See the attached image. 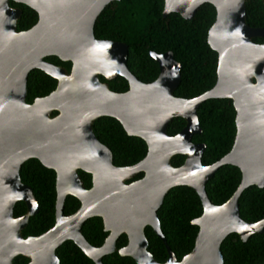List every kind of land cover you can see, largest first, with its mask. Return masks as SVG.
<instances>
[{"label": "water", "instance_id": "obj_1", "mask_svg": "<svg viewBox=\"0 0 264 264\" xmlns=\"http://www.w3.org/2000/svg\"><path fill=\"white\" fill-rule=\"evenodd\" d=\"M13 1L32 8L38 19L17 31L22 10L0 0V264H13L17 255L29 258L27 264H59L55 250L65 240L74 241L95 264H103V255L117 250L122 233L127 243L118 253L136 264H223L219 245L228 234L234 232L244 242L264 232V218L244 221L238 208L245 188L264 187V42L253 40L262 37L264 29L247 23L245 0H164L163 16L177 12L189 20L205 2L216 10L207 41L217 53V78L210 89L193 98L174 94L181 64L171 50L149 51L159 72L153 81L143 82L128 69L125 42L95 37L96 18L113 0ZM50 55L70 61V69L44 59ZM34 68L57 84L49 94L28 103L27 77ZM99 75L107 80L122 76L128 89L113 91ZM209 98L232 100L236 133L225 155L204 164L206 144L191 138L202 132L197 109ZM100 116L117 119L128 135L142 138L145 156L129 166L114 165L111 149L93 130ZM174 117H182L185 125L170 135L167 125ZM176 154L185 156L179 166L171 164ZM29 158L55 171V222L38 236L24 237L29 216L39 209L32 188L20 179V167ZM224 164L237 166L241 180L231 197L216 205L205 184ZM78 169L91 174L89 188ZM139 172L141 178L126 182ZM178 185L193 188L203 208L191 221L198 227L194 246L181 260L164 240L157 216L165 194ZM67 195L80 205L64 215ZM17 201L26 207L15 217L12 207ZM93 216L102 218L108 232L98 247L81 232L83 222ZM145 226L163 241L168 253L164 263L147 250Z\"/></svg>", "mask_w": 264, "mask_h": 264}, {"label": "trees", "instance_id": "obj_2", "mask_svg": "<svg viewBox=\"0 0 264 264\" xmlns=\"http://www.w3.org/2000/svg\"><path fill=\"white\" fill-rule=\"evenodd\" d=\"M19 6L23 12L17 21L18 30L30 28L37 21V13L22 3L10 1ZM164 0H113L99 13L94 24V35L98 39H109L125 42L128 45L127 66L141 81H153L159 72L158 64L149 51L162 53L173 52L174 58L181 64V81L174 94L183 98H193L210 89L216 81L217 53L208 44V29L215 20L216 10L211 3L199 6L195 15L187 20L177 12L163 16ZM246 21L250 26L264 29V0H245ZM263 43L264 35L253 39ZM54 64L70 69V61H62L57 56L44 57ZM111 90L125 91L127 80L117 76L106 80ZM57 81L40 69H32L28 73L26 101L32 102L35 97L49 94ZM200 134L192 136L193 142H204L206 148L201 160L211 164L225 155L232 147L235 133L236 111L230 98H209L200 103L197 109ZM56 112H52V115ZM185 125L182 117H174L167 125V132L175 135ZM93 130L100 142L108 146L113 155V164L128 166L141 160L146 152L145 141L128 135L120 122L110 116H100L93 122ZM185 156L176 154L171 158L173 166L184 162ZM84 185L91 186V174L78 170ZM143 172L133 177L139 178ZM21 181L29 185L38 201L39 209L29 216L24 236L39 235L54 224L55 171L45 167L38 159L29 158L20 168ZM241 180V172L237 166L224 164L217 169L206 182L205 190L209 199L216 205L227 201ZM80 205L79 200L67 195L64 201L63 214H72ZM25 203L17 201L12 213L20 216L25 212ZM239 214L244 221L253 223L264 218V187L251 185L245 188L238 199ZM202 203L197 192L186 185L172 187L164 196L157 210L160 231L178 260L193 248L194 237L198 227L191 223L202 213ZM101 217L87 218L82 226V233L87 241L99 246L103 243L107 232L102 229ZM144 235L148 239L147 249L158 262L167 259V251L149 226L144 227ZM125 234L117 239V247L126 244ZM223 256V264H264V232L250 235L242 242L236 233H230L219 245ZM59 264H95L72 241H64L57 249ZM28 258L17 255L13 264H27ZM103 264H136L129 256H121L117 251L104 255Z\"/></svg>", "mask_w": 264, "mask_h": 264}, {"label": "flooded vegetation", "instance_id": "obj_3", "mask_svg": "<svg viewBox=\"0 0 264 264\" xmlns=\"http://www.w3.org/2000/svg\"><path fill=\"white\" fill-rule=\"evenodd\" d=\"M10 1H13V0H9V4H10ZM13 2H15V1H13ZM16 3H19V2H16ZM22 4H23V3H22ZM10 6H12V7H18V8H20V9L22 10V8L19 7V6H15V5H11V4H10ZM26 6H27V5H26ZM28 7H29V6H28ZM22 12H23V10H22ZM21 15H22V14H21ZM37 16H38V15H37ZM20 17H21V16H20ZM20 17H19V18H20ZM19 18H18V19H19ZM37 19H38V18H37ZM17 21H18V20H17ZM36 22H37V21H36ZM16 25H17V23H16ZM33 25H34V24H33ZM33 25H32V26H33ZM24 30H26V29H24ZM17 31H21V30H18V28H17ZM49 62H50V61H49ZM51 63H52V62H51ZM57 65H58V64H57ZM64 67H65V66H64ZM128 69H129V68H128ZM68 70H69V69H68ZM129 70H130V69H129ZM131 73H132V72H131ZM134 75H135V74H134ZM99 76H102V75H99ZM135 76H136V75H135ZM102 77H103V76H102ZM136 77H137V76H136ZM27 78H28V77H27ZM137 78H138V77H137ZM99 79H100V77H99ZM100 80H101V79H100ZM106 80H107V79H106ZM101 81H102V80H101ZM102 82H106V81H102ZM106 83H107V82H106ZM127 83H128V82H127ZM107 84H108V83H107ZM108 87H109V86H108ZM26 89H27V88H26ZM127 89H128V88H127ZM127 89H126V90H127ZM126 90H125V91H126ZM122 92H123V91H122ZM26 94H27V90H26ZM38 97H39V96H38ZM28 103H29V102H28ZM30 103H31V102H30ZM53 112H54V111H53ZM55 112H56V111H55ZM51 115H52V113H51ZM54 115H55V114H54ZM134 164H135V163H134ZM128 166H129V165H128ZM20 168H21V167H20ZM52 170H53V169H52ZM78 170H79V169H78ZM78 170H77V171H78ZM80 170H81V169H80ZM82 171H83V170H82ZM139 173H140V172H139ZM78 174H79V173H78ZM137 174H138V173H137ZM137 174H136V175H137ZM136 175H135V176H136ZM142 176H143V175H142ZM142 176H141V177H142ZM55 177H56V174H55ZM133 177H134V176H133ZM133 177H132L131 179L126 180V182H130V181H132V180H136V179L141 178V177H139V178H135V179H133ZM20 179H21V178H20ZM88 188H89V187H88ZM55 189H56V188H55ZM55 201H56V200H55ZM14 205H15V204H14ZM25 206H26V205H25ZM12 208H13V207H12ZM76 210H77V209H76ZM76 210H75V211H76ZM75 211H74V212H75ZM53 215H54V212H53ZM68 215H69V214H68ZM15 217H16V216H15ZM17 217H18V216H17ZM100 219H102V218H100ZM54 222H55V221H54ZM101 222H102V221H101ZM53 225H54V224H53ZM102 229H103V225H102ZM143 229H144V228H143ZM159 229H160V228H159ZM22 231H23V230H22ZM46 231H47V230H46ZM104 231H105V230H104ZM143 231H144V230H143ZM81 232H82V227H81ZM105 232H106V231H105ZM43 233H44V232H43ZM41 234H42V233H41ZM82 234H83V233H82ZM122 234H124V233H122ZM22 235H23V233H22ZM39 235H40V234H39ZM107 235H108V232H107ZM107 235H106V237H107ZM120 235H121V234H120ZM120 235H119V237H120ZM23 236H24V235H23ZM28 236H33V235H28ZM36 236H38V235H36ZM83 236H84V235H83ZM162 236H163V235H162ZM24 237H27V236H24ZM84 237H85V236H84ZM106 237H105V238H106ZM119 237H118V238H119ZM118 238H117V239H118ZM126 238H127V236H126ZM163 238H164V237H163ZM85 239H86V238H85ZM86 240H87V239H86ZM104 240H105V239H104ZM65 241H66V240H65ZM73 242H74V241H73ZM103 242H104V241H103ZM162 242H163V241H162ZM74 243H75V242H74ZM126 243H127V241H126ZM102 244H103V243H102ZM102 244H101V245H102ZM163 244H164V243H163ZM91 245H92V244H91ZM101 245H99V246H101ZM125 245H126V244H124L123 246H125ZM93 246H94V245H93ZM123 246H121V247H123ZM164 246H165V245H164ZM168 246H169V245H168ZM58 247H59V246H58ZM58 247H57V248H58ZM96 247H98V246H96ZM121 247H119V248H121ZM147 247H148V245H147ZM57 248H56V249H57ZM79 248H80V247H79ZM116 248H117L116 251L118 252V249H119V248L117 247V241H116ZM165 248H166V247H165ZM80 249H81V248H80ZM170 249H171V248H170ZM147 250H148V249H147ZM148 251H149V250H148ZM166 251H167V250H166ZM82 252H83V251H82ZM114 252H115V251H114ZM149 252H150V251H149ZM55 253H56V250H55ZM83 253H84V252H83ZM150 253H151V252H150ZM84 254H85V253H84ZM118 254H119V253H118ZM151 254H152V253H151ZM167 254H168V253H167ZM56 255H57V254H56ZM85 255H86V254H85ZM107 255H108V254H107ZM119 255H120V254H119ZM152 255H153V254H152ZM86 256H87V255H86ZM103 256H104V255H103ZM15 257H16V256H15ZM15 257H14V258H15ZM57 257H58V256H57ZM87 257H88V256H87ZM129 257H130V256H129ZM153 257H154V256H153ZM14 258H13V259H14ZM88 258H89V257H88ZM102 258H103V257H102ZM167 258H168V256H167ZM176 258H177V257H176ZM28 259H29V258H28ZM58 259H59V258H58ZM132 259H133V258H132ZM181 259H182V258H181ZM181 259H180V260H181ZM91 260H92V259H91ZM133 260H134V259H133ZM155 260H156V259H155ZM166 260H167V259H166ZM166 260H165V261H166ZM177 260H178V259H177ZM92 261H93V260H92ZM134 261H135V260H134ZM156 261H157V260H156ZM165 261H164V262H165ZM28 262H29V260H28ZM28 262H27V263H28ZM59 262H60V261H59ZM164 262H159V263H164ZM102 263H103V261H102Z\"/></svg>", "mask_w": 264, "mask_h": 264}]
</instances>
